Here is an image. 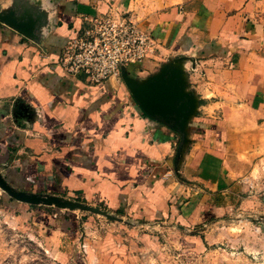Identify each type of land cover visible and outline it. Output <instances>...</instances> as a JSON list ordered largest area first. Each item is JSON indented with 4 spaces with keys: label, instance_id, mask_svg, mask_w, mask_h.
<instances>
[{
    "label": "crops",
    "instance_id": "crops-1",
    "mask_svg": "<svg viewBox=\"0 0 264 264\" xmlns=\"http://www.w3.org/2000/svg\"><path fill=\"white\" fill-rule=\"evenodd\" d=\"M115 11L153 40L129 67L138 84L178 63L194 104L185 132L145 114L123 79L59 66L71 38ZM0 168L20 190L119 218L91 264H200L218 242L264 264V0H0ZM239 195L260 218L235 234L219 218Z\"/></svg>",
    "mask_w": 264,
    "mask_h": 264
},
{
    "label": "rangeland",
    "instance_id": "rangeland-1",
    "mask_svg": "<svg viewBox=\"0 0 264 264\" xmlns=\"http://www.w3.org/2000/svg\"><path fill=\"white\" fill-rule=\"evenodd\" d=\"M161 52L160 50V55ZM131 65L124 67L122 71L126 69L130 73ZM122 71L119 79H123ZM55 196L87 203L81 199H72L64 195ZM246 198L245 195L237 196L233 202L235 207L225 209L219 218L233 224L234 230L231 231L235 234L242 233L243 221L260 218L248 215L249 208L243 207ZM100 207L107 211L102 206ZM114 221L82 210L70 211L55 206L21 203L12 199L0 188V264H91L89 254L99 247V243L104 242L102 236L106 234L102 233L101 229L106 228L105 231H107V225L112 224L124 227ZM218 230L219 233L225 235L226 228L221 227ZM176 233V229L170 231L171 235ZM170 234L165 233L168 236ZM89 240L92 244L91 249L88 250L86 242ZM225 247L221 242L211 245L209 250L213 248L220 253L205 259V253L201 252L203 259L200 264H242L241 257L222 256V248ZM239 251L241 249L237 247L235 252ZM93 262L98 264V261Z\"/></svg>",
    "mask_w": 264,
    "mask_h": 264
},
{
    "label": "built area",
    "instance_id": "built-area-1",
    "mask_svg": "<svg viewBox=\"0 0 264 264\" xmlns=\"http://www.w3.org/2000/svg\"><path fill=\"white\" fill-rule=\"evenodd\" d=\"M65 45L59 66L90 84L119 79L124 67L142 63L153 53V40L118 11L89 22Z\"/></svg>",
    "mask_w": 264,
    "mask_h": 264
},
{
    "label": "water",
    "instance_id": "water-1",
    "mask_svg": "<svg viewBox=\"0 0 264 264\" xmlns=\"http://www.w3.org/2000/svg\"><path fill=\"white\" fill-rule=\"evenodd\" d=\"M180 77L181 71L178 63L172 66H163L156 76L148 79L144 84H138L126 69L122 71V78L125 84L144 113L183 133L187 127L186 122L193 114L194 104L193 101L187 100V95L183 93ZM0 188L12 199L21 203L55 206L70 211L82 210L105 216L112 220L119 219L114 214L102 210L100 206H92L55 195L37 194L20 190L10 184L9 180L1 172V168Z\"/></svg>",
    "mask_w": 264,
    "mask_h": 264
},
{
    "label": "trees",
    "instance_id": "trees-1",
    "mask_svg": "<svg viewBox=\"0 0 264 264\" xmlns=\"http://www.w3.org/2000/svg\"><path fill=\"white\" fill-rule=\"evenodd\" d=\"M131 72V71H130Z\"/></svg>",
    "mask_w": 264,
    "mask_h": 264
}]
</instances>
